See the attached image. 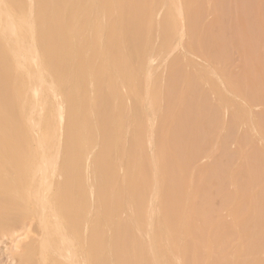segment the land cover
Returning <instances> with one entry per match:
<instances>
[{
  "label": "bare ground",
  "instance_id": "6f19581e",
  "mask_svg": "<svg viewBox=\"0 0 264 264\" xmlns=\"http://www.w3.org/2000/svg\"><path fill=\"white\" fill-rule=\"evenodd\" d=\"M190 4H192L190 0H0V264H132L130 258L126 255L131 252L133 255L136 246H139V243H135V239H132L130 245L125 244L126 240L132 237L133 233H130L132 230L136 231L139 240H141L140 248L143 251L138 264H207L205 259L198 258L199 248L197 252L196 242L186 240V236L190 235L189 227H191L192 216L202 209L197 211V203H194L193 192L191 194L187 192L188 196L186 195V197L183 195L186 200L182 205L183 200L180 202L181 198H179L182 196L179 195L180 191L178 192L177 187V183L180 181L179 178L182 179L184 175L185 177L188 176L186 174L189 167H191V171H194L192 163L201 154V152L200 154L196 153V156L195 146L193 147V143L192 145L190 143V139L193 138V135H191L192 130H194L193 126L191 132H189L192 138L188 135L190 146L187 144L191 154L189 152L182 156L179 142H177V146L180 145L179 154L174 149L179 157L176 159H180V161L178 160L179 163L175 160L176 163L173 157L174 162L170 161L169 156L172 153L167 156L166 150H168V147L165 150L164 143H168L169 136L174 137L169 134L167 139L162 138L165 130L170 128L168 126L163 128L166 123L163 120H167L163 118H166L165 115L168 113L169 106H167V109L162 106L166 101V91L170 92L172 90L168 87L172 78V72H169V68L170 65L176 66L177 64L179 66L178 58L173 54L174 51L181 48L183 58H180L184 59V62L187 60L191 66L195 64L196 61L193 58L198 56L197 54L204 55L201 56L204 58L206 56L203 59L207 60V65L204 62L203 66H196L193 75L189 74L191 72H188V69V73L185 75H181V71L178 70V72L180 71L179 77L182 76L183 80H188V83L191 82L192 84L196 81L194 79H197L199 85L209 84L210 91L208 92L216 96L217 104L221 107L222 112L232 104L228 95L234 92L232 98L235 95V98L238 97L236 99L239 101L241 99L244 103H242L244 114H241L243 116L241 121H243L246 117L245 110L250 108L249 104H251L252 97L255 99V96L258 95L254 94L256 91H253L251 95L244 91L245 77L243 78L244 81H241L239 77L236 81L234 79V81H231L232 79L228 78L226 74V79L224 71L216 63H212L214 62L212 56L204 49L201 38L197 36V33L195 34L197 32L195 30L196 25L199 24L197 18L200 15L197 14L198 17L196 16L194 13L196 9L194 12L189 9ZM168 14H172V17L170 16L171 20H176L173 30L169 28L170 18L169 21L166 19ZM194 15L197 23L194 20ZM153 32L155 33V36L153 35L155 42L150 40ZM84 33L86 34L84 35ZM195 38L197 42L194 43ZM157 63L159 64L157 66L161 68V74L159 72L160 77L158 75H155V77H159L157 80L160 79V87H156L159 90L153 92L152 84L153 86L157 85L153 82L154 74H156L153 65ZM215 66L219 70H216ZM175 70H173L174 82L179 74L176 71L175 77ZM156 71L158 72L157 69ZM184 71L186 70L184 69ZM139 73L142 76L141 78L138 77ZM100 77L101 82L104 83L103 87L100 85ZM223 79L225 80L224 83L231 85L230 87L235 91L223 85ZM179 82L174 83L175 88L173 89H176L178 83L180 84L178 86L181 87L182 82L180 80ZM194 84L192 86L193 90L196 89L197 83L195 88ZM246 84H249V82L247 81ZM246 84L245 86H247ZM232 85H235L234 88ZM86 86L89 88H87L89 93L86 92ZM186 88L190 90L191 86L189 88L188 84V87H185L184 90ZM194 91L192 94L196 95V90ZM86 93L89 96V98H86V102L90 103L89 110L88 105L82 103V97ZM170 93L168 95L171 96ZM181 93L183 92L180 91ZM119 95H123L125 98V100H122L125 102V104L123 102V105L121 104L122 109L119 104V97H121ZM131 95L139 101L138 108L132 107L130 104ZM173 95L175 97L177 93ZM184 95L182 94V96ZM201 95L203 94L201 93ZM108 97L111 99L110 102L107 101ZM203 97L205 99V96ZM193 98L191 99L193 100ZM195 99L193 100L194 104ZM181 100L185 101L183 105L190 102V100L187 102V99ZM203 100L199 99L200 102L197 101V103H200V105L198 104L199 108ZM168 101L165 103H169ZM232 101L235 102V99H232ZM210 103H212V100ZM187 104L186 112L190 115V107L188 108L189 105ZM194 104L192 102L193 106ZM235 105L233 109L237 107ZM216 106H210L214 112L217 111L214 110ZM195 107L199 110L198 106ZM201 107L204 108L203 105ZM176 108L177 111L178 108ZM237 108L238 112L240 107ZM86 110L90 111V120L86 115L88 113ZM124 110L126 115L123 117ZM236 110L232 111L236 112ZM160 112L164 115H160ZM204 112L203 114H205ZM169 113L173 114L171 111ZM170 114H167V116H170ZM214 114L212 115L214 116ZM136 115L141 118H136ZM177 115H180V113ZM236 115L234 116L236 117ZM255 115V117H258L256 113ZM186 116L187 120L185 121V117H183V121L188 123L191 117ZM188 117H190V120ZM207 117L205 121H213L214 118V121H216V116L213 118L211 116ZM173 118L180 119V116H173ZM199 118L204 125V117ZM232 118V121H234L235 118ZM172 119L168 122H173L171 124L175 125V122L171 121ZM261 119L263 118L253 119L251 116L250 121L257 129L256 131L259 132L260 139L264 140V128ZM179 121L181 124L182 120ZM220 121H226L225 117ZM196 124H194L195 128ZM189 125L188 123L187 127ZM203 125L201 126L204 127ZM131 127H133L132 136H134L137 143V148L141 149L142 152H145V150H142L143 147L148 150V156L143 162H139V159H136L137 157L134 158L135 156L133 162L131 160L132 154L127 148L129 145L128 134L131 133ZM172 127L179 128L176 125ZM91 128L94 132H91ZM198 128L199 126L196 128L199 134L195 131L196 129L193 133L196 132L195 134L200 135L203 129L198 131ZM223 128H226L224 122ZM108 129H111L112 135L109 134ZM174 130L172 129V131ZM185 130L187 132L189 129L185 128ZM185 130H183L184 135L186 134ZM176 131L177 135L175 136H178L179 132ZM197 135L194 137L195 139ZM179 138L177 139L180 140L181 138ZM121 140H123V144ZM165 140L168 141L165 142ZM199 141L196 140L197 143H201ZM175 143L174 145H176ZM195 145L199 146L200 144ZM170 146L172 147L169 151L175 153L172 149V143ZM202 146L203 144H201ZM112 148L114 149L113 155L110 154ZM175 148L178 147L175 146ZM145 155L147 154L145 153ZM248 157L245 158L247 161L249 160ZM168 161L172 165L174 163V165L170 167ZM79 162L83 164V169L80 166L83 171L82 178H80L82 172L79 175V172L76 173L77 170L75 171L76 166L80 164ZM175 163L176 165L179 164L177 166L179 169L174 167L176 166ZM249 163L248 161L246 165H242L247 167L245 168L246 173L252 172ZM255 166L257 167V165ZM116 167L121 168V172L125 170L124 173L120 175L119 171H116ZM123 167H126V169H123ZM173 167L176 169L173 170ZM129 168L134 171L130 172L132 174L130 176L133 178L134 173L136 176V182L132 187L127 185L131 184L133 180L131 182L129 180V184L126 185L128 178L126 179L124 175ZM91 172L94 175H92L93 177ZM127 172L129 173V171ZM136 172L139 176L136 175ZM249 173L248 176L251 178ZM196 176L194 180L197 179L198 176ZM90 177L91 180L96 179V184L90 182ZM189 177L190 175L186 179H189ZM191 179L189 185H187L194 188V184H191L194 181H191ZM187 181L189 182V180ZM250 181L248 182L249 185L253 183V181ZM179 184L182 187V183ZM245 185L247 186V183ZM108 188L109 202L106 201L107 198H104ZM235 188L237 195L242 196L244 201L245 198L248 199V209H254L252 221L261 223V212H264V191L254 197L252 196L254 193L251 194V191L247 193L245 187H242V189ZM82 189L86 194V198L82 197L85 199L83 204L81 203L82 199H80L83 192H79ZM180 189H182L181 191L184 190L183 187ZM208 193H202L201 196H206ZM231 195H227V198ZM232 198L234 197L232 196ZM208 200L205 203L210 202ZM205 203L202 202L201 204L204 205ZM208 204H210V209L212 204ZM202 205L198 204L197 206ZM121 206L124 217L121 218L120 216L119 219L118 210ZM208 206L205 208H208ZM240 208L234 211L231 210L232 214H237ZM209 209H206L207 213ZM247 210L237 214L239 218L237 222H239H235V226L232 224L234 221L231 223V227L233 229L236 227L239 230L238 232L242 233L239 226L244 223L245 218L243 220L242 216L248 212ZM72 212H77L76 214L84 213L86 246L81 245L85 246V253L88 251L87 255L81 252L82 249L84 251V248L78 250L73 243L74 237L72 236L75 235L72 233L77 231V234H79L76 229L80 225H77L75 231L73 225V230L70 229L71 232L73 231L72 233L67 229L74 219V215H71ZM197 214L203 215L204 212ZM202 215L198 217L202 219ZM207 216L210 218V212ZM81 219L82 217H79L78 220L82 222ZM78 220L77 222H79ZM263 221L264 219H262V223ZM201 222L202 227L207 226V223ZM194 223L197 224V222ZM101 224L105 227L106 224H110L113 228L111 240L109 239L110 241L106 244L105 250H108V254H106L107 250L105 251L106 256L102 254L103 245L101 244L104 241L102 243L101 228L104 226L101 227ZM223 224L221 225L223 226ZM231 224H228L229 228ZM81 226L83 227V225ZM196 227L193 231L194 234L197 231ZM80 228L79 231L82 229ZM35 229L38 231H34ZM128 229L132 230L129 231ZM208 229L206 233L209 231ZM231 231L232 229L229 232L233 234V231ZM107 232L108 235L109 231ZM206 233L204 231V236H206ZM198 236L201 237V234ZM78 237L79 235H77ZM200 237L198 238H203ZM80 238L83 239L81 236ZM257 240H255V243L253 242L254 244L252 243L254 248L251 247L252 244L250 245L252 250L254 249L253 257L258 256L260 252L264 253V241L260 243V239ZM200 244L201 247L204 245H202V242ZM211 244V241L208 240L207 245ZM241 245L242 248L240 247L239 251L244 249L243 244ZM206 249L208 250L209 247ZM208 251L210 252L207 256L212 253L211 249ZM243 252L244 250L240 253L243 254ZM186 253H189L190 258L186 256ZM129 256L132 258L131 255ZM187 257L189 260H187ZM251 257L250 259L253 260L254 258ZM220 260L221 258L218 262ZM222 260L220 264H224ZM238 263L233 261L232 264ZM261 263H264V260Z\"/></svg>",
  "mask_w": 264,
  "mask_h": 264
},
{
  "label": "rangeland",
  "instance_id": "374dc122",
  "mask_svg": "<svg viewBox=\"0 0 264 264\" xmlns=\"http://www.w3.org/2000/svg\"><path fill=\"white\" fill-rule=\"evenodd\" d=\"M190 1L192 2V4H190L189 6L187 5L189 7V9L192 12H194V10L196 9L197 11L195 10L194 13L196 14V16H197V14H198V16L200 15V17L197 16L198 17L197 18V21H198L199 24L196 25L195 30H197V32H195V34L197 33V36L199 38H201V41L203 43V47L206 50V52L209 53L210 56H212V60L214 61L212 63H214V64L216 63L218 65V67H220L224 71V73H225L224 74L225 75L224 77L225 78L228 76V78L230 77L232 79L231 81H234V80L236 81L239 78L241 79V81H244L245 80L244 83H243V85H244L243 86L244 87V91L246 93H248V94L250 93V95H251V93L253 91H256L254 94L255 95L257 94L258 96L257 97L255 96V99L252 97V100L250 102L251 104H249L250 108H246V110H245L246 111V117H245V119L243 121H241V120H242V117H243L242 115L244 114V107H242V105L244 103L241 101V99H240V101L238 99H236L238 97L235 98V95L233 96L234 98H232V95L234 94V92H233V94L230 93L228 95L229 100L231 101L232 104L229 105L228 109L226 108L227 110L224 109L225 111L222 112L221 107H219V105L217 104L218 102H217L216 96H214L212 93H209L208 92V91H210L209 88H208L209 87V84H202V83H200L202 85H199V82L197 81V79H194V80H196V81H194V83L196 82L198 86L196 85V83L195 84L193 83L194 84V88H195V85H196V89H194V90H196V95L195 94L193 95L192 93L195 92L193 90V88H192L193 84L191 82L188 83V80L187 81L186 80H183L184 78H182V76L179 77L180 71H181V75H185L188 72H191L189 74L193 75L192 73H195L194 72V69L197 68L196 66H198V65H199V67L200 66H203L204 62L207 65V63H206L207 60L206 61L204 60L206 58V56L204 58V57H201V56H204V55H201L200 56L199 54H197L198 56H196L193 59H195V61L198 62V63L195 62V64L193 66H191V65L188 64V61L187 60H186V62H184L185 60L184 59H181V58H183L182 57V53L180 51L181 48L180 49L178 48L179 50L177 49L176 51H174L173 54L178 58L179 66L177 64H176V66H173V65L171 66L170 65L169 72L170 71L172 72V74L170 73L172 75L171 80L174 78V75H173L174 72H173V70H175L177 68L175 70V72L176 71L178 72V70H180V71L178 72L179 74L177 75V77H176L177 72L175 73V77H176V81L175 82H174V79L175 78L173 79V81H171V80L169 81V83L170 82L171 83H170V86H168V87H169V89L172 88V90L170 89L171 90L170 91L171 93L168 92V91H166L167 93L165 94V95H167V96H165L166 97V101H168L170 99L168 101L169 103H165L166 101H164L165 104L164 103L162 104V106H165L166 109H167V106H169L168 107V110H167L168 113H166V115H165L166 118H163V119H167V120H163V121H166L165 125H163V128H166V126H168V127L172 128L174 130L175 128L172 127V126H175V125H176V127H179V128L178 129L176 128L174 131H172V129H170V128H167L166 130L164 129L165 130V134L163 135L162 138L167 139L168 136H169V134L174 137V138H171L169 136V138H168L169 141L167 140L168 143L167 144L164 143L165 144V150L168 147V150H166L167 151V153H166L167 156L170 155L171 153L173 154V156H172V154H171V156H169L171 158L170 161H173V159H174V161L175 160L176 161H178V160L180 161V159H176V158H179L178 157V154H179V151L178 150H180V148L182 150V156L183 155H186L189 152L191 154L190 148L189 147L187 148V146L189 145L188 143H189V139H190V138H188V135H190L189 132H191L190 131L191 130V127L193 126V129L195 130L199 126L198 131H201L203 129L200 132V135L202 137L200 135H197V134H199V132H197V129L195 130L197 132V134H195L196 132L193 133L194 130H192V132H191V135H193L192 136L193 138L191 137V135L189 136V137L192 138V139H190L191 140V142H190L191 145L193 143L192 146L193 147L195 146L194 147L196 149V150L194 149L195 150L194 151L195 154L196 153L197 154H200V152H201V154L198 155V156L196 154L197 157L196 156L195 157L197 158V160L194 159L195 161L192 163L194 165V171H191V167H189L190 170H189V168L187 169L189 172L187 171V174L186 175H188V176L190 175L189 179H186V178H188V176L185 177V175H184V177L182 179L179 178L180 179L179 183L180 182L182 183V187H183L184 190L181 191L182 189H180V188H182V187H181V185L179 183H177V187H178V192L180 191L179 192V195L182 196V197H179V198H181L180 202L183 200L181 202L182 205H184V203H185L184 200H186L183 195H185V197H186V195L188 196V194L189 193L191 194L192 192H193L192 194H194V197H195L194 198V203L195 204L197 203V205L198 204L199 205H202L201 203L202 202L205 203V201L208 200V199H209L208 201H210L208 203H211L212 204L210 209H209L210 204H208L207 202H206L207 205H209L208 208H205L207 205L204 206L206 203L204 205H202L203 208H202V206H199L198 207L196 205L197 211L198 210H201V209L203 210V211L202 210L201 211H198L197 213H199V212L200 213H203L204 212L205 215L204 214L203 215L202 214H199L200 217L202 215V217H203L202 219L200 217H198L199 215L197 213L192 216L191 221H190V226L191 227H189L190 235L186 236V240H191L192 242H194V241L196 242V243L195 242L194 243H195V246L197 247L196 248V251L197 252H198V248H199V252H198V255L197 256H199L198 257L199 259H202V258L205 259V261L207 262V264H212V263L213 264H217V263L220 264V262H221L222 259H223L222 262L224 264H228V263L229 264H232L233 261L239 262L238 264H252V263L253 264H264V263H261L264 260V258H263L264 257V253L260 252L258 254V256H254V257L252 256L254 254L253 253L254 249L252 250V248H254V245L253 244L255 243V240L256 239H258V240L260 239V243L262 241H264V225H263L264 224V221L262 223V219H264V216H263L264 215L263 214L264 212L263 211L261 212L262 213V215H261V223L262 224L260 222L254 223L252 221L253 220L254 209L253 208L251 210L248 209V206H247L248 205V199L245 198V201H246V203H245L243 197L240 196L239 194L237 195V191H236V188H235V187H238V189H242V187L243 188L245 187V190L247 191V193H250V191H251V194L254 193V194H252V196H254V197L256 195H258L260 192L264 191V173H263L264 172V170H263L264 169L263 168L264 167V160H263L264 159V140L260 139L259 132L256 131L257 129L252 125V123L250 121L251 120V116H252L253 119L254 118H256V119L257 118H259V119L260 118H263L264 119V0H190ZM171 15L172 14H168L166 16L167 17L166 19L168 21H169V18L171 20V17H172ZM172 20L170 22H168V24L171 26V27L169 26V28L171 30H173V28L175 27L174 24H176V20L175 19L173 20L174 23L172 22ZM194 20L196 22L195 15H194ZM85 34L86 33H84V35ZM153 35L155 36V33L154 32H153V34L151 36V39H150L151 42H155V38H154ZM197 36H195V37L197 38ZM196 38L194 39V43L197 42L196 41ZM181 41H180V43H182ZM175 53L178 54V55H176ZM197 58H198V60H197ZM179 59H181V60H179ZM155 63L156 62L154 61V64ZM157 65L159 66L158 63L156 65H153V66H155L154 67L155 68V71L154 72L156 73V74H154V80H153V82H155L157 84L156 86L155 85L153 86V84H152V90H153V92L154 91H158L159 89L157 90V88L160 87V85H159L160 84V81H159L160 79L159 80H157V79L160 77L159 75L161 74V71H160L161 68H159ZM172 67H173V69H172ZM178 67H179V69H178ZM215 68H216V70H219V68H217L216 66H215ZM156 69L158 70V72L156 71ZM170 69H172V70H170ZM184 69L186 71H184ZM159 72H160V74L158 75ZM226 74H227V76H226ZM155 75H158L159 77L156 76L157 77L156 78ZM101 77H100L99 81L101 83L100 85H102V87H103L104 86V83H103V81L101 82V80H102ZM138 77H140V78L142 77L140 73L138 74ZM178 77H179V79H178ZM244 77H245V79L243 80ZM177 79H178V81H177ZM246 79L249 82V84H246L247 83ZM179 80L182 82L181 83V87L178 86V84L180 83ZM224 81L225 80L223 79V82H222L223 85L227 86L228 88H230V90L233 91L234 89H232L230 87L231 85H229L226 82L224 83ZM177 82H179L178 84H176V89L177 88L178 89H177V91H175L176 89H173V88H175V84L174 83H177ZM169 83H168V85H169ZM211 83H212V81H211ZM222 83H220V85H222ZM188 84H189V88L191 86V89L189 90V89L186 88L184 90L185 87H188ZM245 84L247 86H245ZM199 86H201V87H199ZM234 86L235 85H232L233 88H234ZM241 87H242V85H241ZM87 88L88 87L86 86V92H88V89H89V88L88 89ZM198 88H200V89H198ZM197 89H198V91H197ZM187 90H188V92H187ZM191 90H192V92H191ZM180 91L183 92V93L180 94ZM168 93H170L171 96L168 95ZM175 93H177V95L174 97L173 94H175ZM201 93L203 95H201ZM182 94L183 95L185 94V95L182 96ZM207 94H208V96H206ZM198 95H200V96H198ZM119 96H121V97H119V100H120L119 101V104H120V108L122 109L123 108L122 102L125 104V102L122 101V100H125V98H124L123 95H119ZM186 96H187V98H185ZM188 96H189V98H188ZM201 96L202 97L205 96V99L203 97V99H204L203 100ZM109 97H108L107 101L110 102L111 99H109ZM183 97L185 99H187L186 100L187 102H189L188 100H190L189 104L186 103L187 105H189L188 108L190 107L189 108L190 115H189V113L186 112L187 111L186 104L183 105L185 103V101H182L181 100V99L185 100ZM192 97L196 98L195 99V104H194V101H193L194 98H193V100L191 99ZM206 97L207 98L210 97V98H208V100H207ZM84 98L85 99L86 98H89V96L87 95V93L85 95H83V97H82V103L84 102V104H86V106L88 105L87 108L89 110L90 103L88 104L86 102L87 99L85 100ZM121 98H123V99H121ZM175 98H176L177 101L176 100L174 101ZM163 99H165V98H163ZM199 99L203 100L202 101V105L204 106V108H205V106L208 105L207 108L204 109L203 107H201L202 105L200 106L201 109L199 108V105H200ZM232 99H235V102L232 101ZM211 100H212V103H210ZM236 100H238L239 102L236 101ZM88 101H89V99H88ZM180 101H181V103H180ZM197 101H199V102L197 103ZM230 101H229V104H230ZM192 102H193L194 106H198V109L199 110H197V107L194 108V106L192 105ZM214 102H216V103H214ZM233 102H234V105L236 103L235 106H237V107L239 106L241 108V109L239 108V111L238 112L236 110L237 107H234L235 109H233V106H234L233 105ZM171 103H173V104H171ZM174 103H175V105H174ZM239 103H241V104H239ZM130 104L132 105V107H135V108H138L139 107V101L137 99H134L132 95H131V102H130ZM176 104H178V105H176ZM216 105H218V106H216ZM174 106H175V108H176V106H177V108L179 106H181V107L178 108V109L176 108L177 109V111H176L175 108H174ZM210 106H212V107L213 106L214 107L216 106V108L214 110H217V111L214 112L213 111V108L210 107ZM192 107L195 109V112H194V109H191ZM170 108H171V110H170ZM179 109H180V111H179ZM206 109H208V110H206ZM88 110H86V112H88L86 115L88 116V119L90 120L91 119L90 118V111H88ZM125 110H124L125 113L124 114L122 113V116L123 117H124V115H126V111ZM182 110H183V112H182ZM196 110L197 111L203 110V111L197 112ZM232 110H234V111L236 110V112H234ZM170 111H171V113L173 112V114H170L169 113ZM204 111H206L208 113H205ZM203 112L205 114H203ZM232 112L234 113V115H236V113H237L236 117L238 116V118H236L234 115H232L233 114ZM179 113H180V115H177ZM182 113L184 114L183 116H182ZM193 113H199L200 116H198L199 114H196L195 115ZM255 113L258 115V117H255L256 116ZM167 114L168 115L170 114V116H167ZM192 114H193V116H192ZM212 114H214V116H216V121H214L215 118L213 119V121L212 120H209V122L208 121H205V118L207 116H211L213 118L214 116ZM222 114H224V115H222ZM160 115H164V113L162 114L160 112ZM172 115L174 117L180 116V119L179 118H173L174 119L173 120L172 119V117H173ZM186 115H188V116L191 117V120H190V117H188V119L191 121V122L190 121L188 122L190 124L188 127H187L188 123L185 122L187 120L186 119L187 118ZM239 115H241V116H239ZM201 116H202V118L204 117L203 118V121L205 123L208 122L207 124L204 123V125H203L202 124L203 122L202 121L200 122V118L199 117H201ZM183 117H185V121H183L184 120ZM224 117H225L226 121H222L221 122L220 120L221 119L223 120ZM232 117L235 118L234 121H232L233 120ZM136 118L139 119L141 117L139 115H136ZM169 118L172 119L171 121H174L175 122V125H172L173 122H168L170 120ZM207 118L209 119L210 117H207ZM207 118H206V120H207ZM263 119H261V121H263V123L261 121L260 122L264 125V120ZM179 120H182L181 124L184 123L185 125L182 126L180 124V121ZM223 122L225 123L226 128H223ZM194 124H196V128L194 127L195 126ZM198 124H200V125H198ZM201 125H203L204 127H202ZM206 125H208V126H206ZM263 125H262V127L264 128ZM181 126H182V128H181ZM183 127H184V129H183ZM185 128H187V130L188 129L189 130L186 132ZM207 128H209L208 129L209 131L207 130ZM111 129H108L110 131L109 132L110 135H112ZM132 129H133V127H131V129H130V132L131 133L128 134V136H129L128 137V143H129V145L127 146V148L129 149V152L132 154V158H131L132 162H133V157L134 156H135L134 158L137 157L136 159H139V162H143V160L144 159L146 160V158L148 156V152H147L148 150L145 147H143L142 150H145V152L143 151L144 152V155H143L142 154L143 152L141 151V149L139 150L137 148V143L134 140V136H132V133H133L132 132ZM176 130H178V132H179V135L178 136H175V135H177V133H176L177 131ZM183 130H185V132L187 134V135L185 134L186 137H185V135L183 133L184 132ZM91 132H94V130L92 128H91ZM173 132H175V133L172 134ZM202 132L203 133L206 132V133L203 134ZM166 134H167V136L165 137ZM182 134H183V138L184 139L182 138ZM196 135H197V138L199 137L198 139L197 138L196 139L194 138ZM177 138H179L181 141L178 140ZM203 138L205 139V142H204V139ZM182 140H183L184 144H182L183 143ZM196 140H200L199 142H201V143H197ZM122 141L123 140H121V142ZM167 141L165 140V142H167ZM170 142L173 145V148L172 149L173 150L174 149L177 150L178 154H177V152H175V150H174V152L176 154L173 153V151H169V150H171L170 147H172V146H170V144H171ZM174 142H176L175 143L176 145H174ZM177 142H179L178 144H180L181 146L183 145L184 147L183 146L181 147L179 145L180 146V148H179V146H177L178 145ZM122 144H123V142H122ZM195 144H198V145L200 144L199 145L200 147L199 146H196ZM201 144H203L202 147H201ZM175 146L178 147V148H175ZM193 147H192V149H193ZM134 148L135 149L137 148L139 150V153L137 152L138 150L137 149L135 150ZM197 150H199V151H197ZM201 150L203 151V153H202ZM145 153L147 155H145ZM206 153L209 154V155H207ZM110 154H112V155L114 154V149L113 148L110 149ZM138 154H139V156H138ZM140 154H142V155H140ZM143 156H146V157L143 158ZM246 156H249L247 159H249L248 161L250 163L252 162L251 164L249 163V165H251L250 169L252 171V172L251 171L250 172L251 173H253V172L255 173V175H254V173L251 174V173L248 172L251 178H249L248 173L245 172V168H247V167L242 166V165H246V163L248 162L245 159ZM172 157H173V159H172ZM259 160H260V162H259ZM179 161H178V163H179ZM176 163H175V165H176ZM253 163L255 165H257V167L260 165L259 168H257ZM82 165L83 164L81 162L80 164H78L76 166L77 168L75 169V171L77 170L76 173L79 172V175L82 172L81 175H80V178L83 177L82 176L83 175V171H82L83 166ZM169 165H170V167H172L174 165V163L172 165V163L169 162ZM252 165H254V166H252ZM80 166H81L82 169L80 168ZM177 166H179V164L176 165V166H174V167L178 168ZM174 167L172 168L173 170L176 169V168L174 169ZM253 167L255 168V170H254ZM216 168H217V170H215ZM252 168H253V170H252ZM116 169H117L116 171H119L120 175H121V173H124V171H125V170H123V172H121V168H119V167H116ZM123 169H126V167H123ZM258 169H259V173H258L259 175L257 174ZM127 171H129V173ZM127 171L124 174L125 175V178L126 179L128 178L126 180V185L129 184V180H130V182L133 180L131 182V184L127 185L129 187H132L133 184L136 182V176H135V173L133 174V178H132V176H130V175H132V174H130V172L131 173L134 172L130 168ZM116 173H118V172H116ZM193 173H194V176H193ZM92 175H93V173L91 172V176ZM128 175H129V177H128ZM136 175L139 176V174L137 172H136ZM199 175L201 176V178H200ZM252 175H253V178L254 179L252 178ZM195 176L197 177V179L195 178V180H194V177ZM118 177H119V175H118ZM192 177H193V179H191ZM91 179L92 178L90 177V182L96 184V179H93L94 181L91 180ZM190 179H191V181L192 180L194 182L196 181L195 183L194 182L193 183L191 182V184H194V188L192 186L193 189L188 186L189 183H190ZM187 180H189V182ZM118 181H119V185H120V178L118 179ZM235 181H237L238 184H236L237 182H235ZM249 181L250 182L253 181V183L249 185L248 184ZM97 182H98V180H97ZM196 183H197V185H196ZM246 183H247V186L245 185ZM184 184H185V187H184ZM104 188H106V187H104ZM190 188H191V190H190ZM83 190L84 189H82V190L79 191L81 193L83 192V194L80 195L81 196L80 199H82V202H81L82 204L85 202V199L84 198H86V194L84 193ZM104 191H105V189H104ZM234 191H236V192H234ZM108 192H109V188L105 192L106 193L105 194L106 196H104L105 199L107 198L106 199L107 202H109V196H107L108 195ZM187 192H188V194H187ZM199 192H201V193H199ZM202 193L203 194L208 193V194H206V196H201V195H203ZM196 194H198V195H196ZM231 194H233V195H231ZM227 195H231V196H228V198H227ZM207 196H209V197H207ZM232 196L234 198H232ZM82 197H84V198H82ZM198 200L199 201H202V202H199ZM235 204H237V205H235ZM240 205H241V208H240ZM238 208H240V210L238 211L237 214H241L242 212H244V211H246L248 209L247 210L248 212L244 216H242L243 217V220L245 218L244 223L239 226L241 228L242 233L241 232H238L239 230H237V228L234 227L235 226L234 223L237 222V219L239 220V218L237 217V214L234 215L231 212V210H233V211L234 210H238ZM261 208L263 209V207H261ZM206 209H209L208 211L210 212V218H208L209 216H207V215H209V212L207 213L206 212L207 211ZM118 211L117 212H118L119 219H120V216H121V218H123L124 217V213L121 212L122 211V206L119 208ZM73 213L74 212H72L71 215L72 216L74 215V219L78 215L81 214L76 219L78 220L79 217L80 218L82 217V219H81L82 222H80L78 220L81 223L80 224L79 222H77L76 219L75 220L73 219L74 220V221L72 220L73 224H72V222L69 224L71 226V228L68 225L69 227L67 229L73 230L72 227L74 225L73 228H74V231H75V228L77 227V225H80L78 227L79 228L81 227L82 229L80 228L81 229L80 231H79V228L76 229V230H78L79 234H77V231L75 232L76 234L75 233H72L73 231L71 232V230H70V232L75 235V236H72V237H74L73 238V243L75 244L76 248L78 250H81L82 248H84V251H83V249L81 250V252L84 254L85 253V250H86V248H85V246H86V244H85V242H86V236H85L86 234L85 233L86 232L85 231L86 230H84L85 229V226H84V219H85L84 218V213H82V212H80V214H76L77 212H75L74 214ZM231 214L233 215V217H232ZM204 216H206V218H204ZM217 216H218V218H217ZM194 217H196V218H194ZM197 217H198V219H197ZM258 217H260V215H258ZM241 218H240V220H241ZM200 219H201V221L204 222V224L207 223L206 224L207 226H204L206 228V230H205L204 227H202V225H201L202 222L200 221ZM216 219H218V220H216ZM206 220L207 221L210 220L211 222L210 221L207 222ZM194 222H197V224L194 223ZM228 222H230V223H228ZM75 223H77L76 226H75ZM193 223H194V225H193L194 228L192 227V224ZM220 223L221 224L225 223V224H223V226H222ZM231 223L234 225L233 227L235 229H233L231 227L232 226ZM195 224H196V226L198 225L199 227L197 226L198 227L197 228L195 226ZM228 224H231L230 225V228H229ZM255 224H256V226H254ZM81 225H83V227ZM261 226H263V227H261ZM101 227H103V228H101V231H102V243L104 241V243L101 244V245H103L102 246V251H103L102 254H103V256H106V254H108V250L106 249L107 250L106 251L105 248H106V244H108V241L111 240V235L113 233L112 232L113 231V228H112V226L110 224H106V227H105V225L101 224ZM195 227H196L197 231H195V234H194L193 231L195 230ZM201 227H202V229H201ZM199 229L201 230V233H200V230ZM203 229H204L205 233H206L207 229L209 230L206 233V236H204L205 234H204ZM231 229L233 231V232L231 231L233 234H231L229 232ZM106 230L109 231V234L108 235H107L108 232ZM128 230L131 231L132 229H128ZM198 230H199V232H198ZM34 231L37 232L38 230L35 229ZM130 233L131 234L133 233V235L135 237L132 235L133 238L131 237L128 240H126V243L125 244L126 245H130L132 243V241H133L132 239H135V241H136L135 243L136 244L139 243V246L138 245L136 246L137 248L133 252V255L134 256L132 255V252L129 253V255H131L132 258L129 255H126V256L130 258V263H132V264H138V262H139V260H140V258L142 256V254H143V251L140 248L141 247L140 246L141 240H139L138 235L136 234V231L134 232L132 230ZM191 233L194 234V235H192ZM198 233L201 234V237L198 236V235H200ZM77 235H79L78 238H77ZM241 235H242V237H241ZM80 236L83 237V239H85V240H83V239L81 240ZM106 236H108L109 238L107 239ZM189 237H190V239H189ZM198 237H200V238L203 237V238L202 239H199ZM205 237H207V238H205ZM78 239H79V241H78ZM208 240L211 241V243H212L211 245H207L208 244ZM240 240H241V242H240ZM81 241H82V243H81ZM105 241H106V243H105ZM191 241H189V242L186 241V242L187 243H190ZM123 242H125V241H123ZM201 242H202V245L204 244L202 247H201V244H200ZM77 243H78V245H77ZM79 244H80V246H82L83 244L85 246H82L79 249V247H80ZM241 244H243V248H244L243 249L244 250L243 254L240 253L243 250L242 251L241 250L240 251L238 250L242 246ZM251 244L253 245V246H251L252 248L250 247ZM207 247H209V249L212 250V253H211L212 255L210 254V255L207 256V254L210 252V251H208L209 249L208 250L206 249ZM213 250H215V251H213ZM251 250H252V253H251ZM105 251H106V254H105ZM85 254L87 255L88 254V251H86ZM204 254H205V256H204ZM188 255H189V253H186V256H188ZM222 255H223V257H222ZM188 257H187V260H189ZM250 257L251 258H254V259L251 260ZM220 258H221V260H220V262H218V260ZM238 259H240V260L238 261ZM259 259H261V261H259ZM213 260H214V262H213ZM230 260L232 261V263H230L231 262ZM225 261H227V262H225ZM246 262H248V263H246Z\"/></svg>",
  "mask_w": 264,
  "mask_h": 264
}]
</instances>
